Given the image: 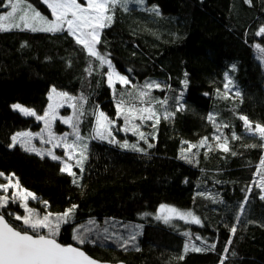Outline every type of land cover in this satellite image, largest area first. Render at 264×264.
<instances>
[{"label":"trees","instance_id":"16d2710c","mask_svg":"<svg viewBox=\"0 0 264 264\" xmlns=\"http://www.w3.org/2000/svg\"><path fill=\"white\" fill-rule=\"evenodd\" d=\"M26 1L51 17L43 0ZM262 26L264 0H146L128 3L127 10L117 5L96 45L131 82L116 83L115 92L107 64L101 66L67 31H0V172L14 173L48 203L47 208L31 203L41 214L76 205L58 241L103 262L264 264V190L254 183L260 180L255 174L264 147L241 119L247 117L253 128L264 125V52L257 48H264ZM146 82L160 88L134 99ZM52 88L74 95L76 108L83 107L79 127L88 136L87 159L82 174L75 167L82 177L78 184L61 171V161L25 151L19 143L10 147L12 135L42 124L11 106L19 103L41 115ZM121 95L136 107L153 109L152 120H138L146 140L131 133L106 139L91 134L99 108L119 126L125 123L117 115ZM125 142L128 148L121 147ZM160 205L192 211L200 223H163L155 218ZM3 211L14 226L19 222L8 213L24 214L19 203ZM76 229L85 243L73 239Z\"/></svg>","mask_w":264,"mask_h":264},{"label":"snow or ice","instance_id":"6c2138e0","mask_svg":"<svg viewBox=\"0 0 264 264\" xmlns=\"http://www.w3.org/2000/svg\"><path fill=\"white\" fill-rule=\"evenodd\" d=\"M43 2L49 8L50 14L53 17L52 19H49L47 16L35 10L31 4L26 3V0H3V2L0 3V8H8L10 10L0 14V31H8L11 30V28L47 33L67 31L74 37L77 44L82 45L83 48L86 49L89 56L95 57L101 62V66L107 64L110 69V71L107 72L108 83L114 92L116 91V83L124 87L130 85L131 82L128 77L116 71L111 60L101 54L97 50L96 45L100 43L102 30L111 25L117 5L123 6L125 10H127L128 3L135 2L137 4H143L145 0H84V3H80L79 0H43ZM149 10L158 13V9L152 8ZM5 22L11 25V27H6ZM258 34L264 35V26L259 29ZM257 48H259L260 52H264V48H260L259 45H257ZM225 79L228 80L227 75ZM230 82L229 80V83ZM187 83V80H185V87ZM154 87L160 88V85L154 82H146L143 86L144 89H152ZM224 87L227 89L228 83H225ZM239 94V92L236 93V95ZM146 95H148L146 91L140 90L138 96L134 99H140ZM54 96L56 98H66L69 101L75 99L74 97L68 96L65 92H57L55 88H52L49 94V100L52 101ZM141 103H144L142 99ZM161 103L166 105L167 99L161 101ZM61 106H63V101L56 99L53 103H49L48 109L43 115H37L33 109L19 103L13 104L11 106L13 110L25 116H33L38 121H43L48 135L44 137L43 133L33 134L24 131L17 132L11 137L10 147H16L19 143L25 151L35 152L37 155L47 154L51 159L61 161L63 165L61 171L72 176L74 178L72 182L78 184V179L82 177H77V173L73 171V167L79 168L80 173H83V161L87 159V144L83 142L85 138L79 135L78 124L72 125L74 129V139L72 142H68L66 135L57 137L51 132V124L57 118V108ZM71 106L73 108L76 107L75 105ZM122 111L124 114L125 131L129 130L127 126L130 117L132 119L139 118L141 120H152L155 117V113L152 112L150 107L137 108L135 103L125 100L123 95L120 96L117 103V114L121 115ZM135 112H147L149 115L146 117L143 115L136 117L134 115ZM80 114H82V111ZM164 115L165 118H169L171 114L165 111ZM70 119L71 118L63 119V122L69 123ZM208 119L213 120L212 115H210ZM241 119L244 121L245 131L248 135L258 136L261 140V147H264V125L256 124L253 128L247 117H241ZM113 123L114 121L109 119L103 112L96 114L97 128L94 130L95 136L101 139L110 137L111 125ZM138 127L137 125L132 128L134 134H137L136 129ZM138 134L141 139L146 140L143 132ZM36 137H40L43 143L52 144L53 149L56 147H63L67 159L55 155L51 149L46 150V153H42L40 149L32 145V140ZM234 138L236 137L234 136ZM216 139L219 140L220 137L217 136ZM206 141L207 138H204L200 146H203ZM109 142L112 141L110 140ZM151 146L152 145H149V147ZM121 147L128 148L129 145L125 142ZM189 147H197V145H190ZM131 148L133 150L142 151V149H138L136 145H131ZM77 149H79L78 155L76 152ZM224 150L228 151L227 147H225ZM74 159L75 164H72L71 161ZM259 169H264V158L261 159ZM259 169L255 175L260 176V180L254 181V183H256L261 190H264V171ZM0 178L7 181L6 183H0V192L5 193V195H0V264H98L96 260L89 257L79 247L65 245L58 241L60 227L62 224L68 223L72 219L75 208L77 207L76 205L66 209L63 213L45 212L41 214L28 206V201L30 199H38L35 193L23 188L14 173L6 175L0 172ZM9 189L13 190L11 196L6 195ZM247 192L250 193L251 188H249ZM260 198L264 199V195ZM10 202L19 203L20 207L24 210V214L8 213L14 221L19 222L16 226L5 218L3 211ZM246 202L247 196L245 197V201L242 202V205ZM42 203L45 205V208L48 207L46 201H42ZM241 212H243V206H241ZM159 213L162 215L158 214L155 218L157 220H162L164 223L170 222L173 218L171 214H175V216L181 220L185 219V217H190L191 222L196 224L200 223L199 218L192 212H181L178 209L166 205L159 206ZM237 219L239 218L237 217ZM230 231L234 234L236 228L232 227ZM185 235L187 236L189 234L185 233ZM73 239L77 240L79 244L86 242V237L80 233L79 229L75 230ZM129 239L134 241L135 234L131 235ZM197 239H199V237H197ZM127 243L128 240H125L123 246L126 247ZM228 243L230 244L231 241L229 240ZM188 247L189 246L186 244L185 252L188 251ZM209 247L214 249L215 244ZM193 250L200 251L201 249L193 246ZM220 264H223V260H221Z\"/></svg>","mask_w":264,"mask_h":264},{"label":"rangeland","instance_id":"374dc122","mask_svg":"<svg viewBox=\"0 0 264 264\" xmlns=\"http://www.w3.org/2000/svg\"><path fill=\"white\" fill-rule=\"evenodd\" d=\"M146 1V0H145ZM79 2L80 3H84V0H79ZM26 3H29V4H31L32 5V7L35 9V10H37V11H39L41 14H43V15H45V16H47L49 19H52L53 17L51 16H48L46 13H44L43 11H41L40 9H38V8H36V6H34L31 2H29V1H26ZM10 9H6V10H4V11H2V12H0V14H3V13H6L7 11H9ZM5 26L6 27H11V25H9L7 22H5ZM121 74V73H120ZM123 75V74H122ZM109 84V83H108ZM57 90V89H56ZM144 91H146L147 93H148V90L147 89H144ZM51 92V91H50ZM57 92H63V91H58L57 90ZM65 93H67V92H65ZM50 94V93H49ZM68 94V96H71V97H74L75 98V96L74 95H71L70 93H67ZM147 97V95L146 96H144L143 98L145 99ZM56 99H60V100H62L63 101V106H61V107H58L57 108V118L52 122V124H51V132L54 134V136H57V137H59V136H67V140H68V142H72L73 141V139H74V129H73V127H72V125L73 124H78V132H79V135L80 136H82V137H84L85 138V140H88V136L87 135H85V134H83L81 131H80V127H79V125H80V122H81V117H80V113H81V109L83 108L82 107V105L79 107V108H73L71 105H75L76 106V101L73 99V100H67L66 98H56L55 96H54V99L52 100V101H50L49 100V103H53ZM22 105V104H21ZM49 105V104H48ZM24 106V105H23ZM25 107H27V106H25ZM64 107H68L69 108V110L67 111V110H65L64 109ZM29 108V107H28ZM137 108H139V107H137ZM30 109H32V108H30ZM47 109H48V107H47ZM46 109V110H47ZM34 110V109H33ZM45 110V111H46ZM151 110H152V112H153V109L151 108ZM35 111V110H34ZM36 112V111H35ZM99 112H103L109 119H111L102 109H98L97 110V114L99 113ZM37 113V112H36ZM122 113H123V111H122ZM37 115H40L39 113H37ZM41 115H43V114H41ZM118 115V114H117ZM134 115L136 116V117H139V116H141V115H143V116H147V115H149V113H147V112H145V113H140V112H135L134 113ZM118 117L119 118H121V117H123L124 118V114H121V115H118ZM35 118V117H34ZM68 119V118H71L70 119V121H69V123H64L63 122V119ZM36 119V118H35ZM37 120V119H36ZM111 120H113L114 121V123L111 125V134L112 135H114L115 137H117V138H120L121 136H123V135H127L128 133H131V134H133L134 136H138L139 137V134L137 133V134H134L133 133V131H132V128L133 127H135V126H139V125H141V122L140 121H138V120H141V119H139V118H136V119H132L131 117H130V119H129V124H128V129L129 130H127V131H125L124 129H125V123L124 124H122V125H120L119 126V124H121V122L118 120V119H111ZM145 120V119H144ZM42 122V124L40 125V126H38V127H36V128H34V129H25V130H20V131H18V132H22V131H24V132H31V133H33V134H35V133H43V135H44V137H47V135H48V133H47V131L45 130V125H44V122L43 121H41ZM97 128V124H95V127H94V130ZM136 130H139V133L140 132H144L143 130H141L140 129V127H138ZM92 135H95L94 134V131L91 133ZM19 139V138H18ZM84 140V141H85ZM125 140H131L130 138H128L127 136H126V138H125ZM133 140V139H132ZM83 141V142H84ZM78 143H80V142H78ZM32 145H34L37 149H40L41 150V152L42 153H46V150H49V149H51L53 152H54V154L55 155H57V156H60V157H64V159H67V157L65 156V149L63 148V147H56V148H54L53 149V147H52V144H48V143H43L42 142V139L40 138V137H36L35 139H33L32 140ZM76 152H77V155H78V153H79V149H77L76 150ZM47 155V154H46ZM71 163L72 164H75V159L73 160V161H71ZM73 171H75V167H73ZM7 182V181H6ZM5 182V183H6ZM21 185V184H20ZM22 186V185H21ZM23 187V186H22ZM23 188H25V187H23ZM25 189H27V188H25ZM28 190V189H27ZM30 191V190H29ZM12 192H13V190L12 189H9V191L7 192V193H10V195H12ZM32 192V191H31ZM34 193V192H33ZM36 195V194H35ZM37 197V196H36ZM38 198V197H37ZM32 202H39L40 203V205L41 206H44V208H45V205L42 203V202H40V200H39V198L37 199V200H29L28 201V206L30 207V208H33L32 206H31V203ZM166 206H169V205H166ZM169 207H173V208H175V209H178V208H176V207H174V206H169ZM179 211H181V212H188L187 210L185 211V210H180V209H178ZM190 212H192V211H190ZM193 213V212H192ZM158 214H161V213H159V208H158V212H157V215ZM194 214V213H193ZM162 215V214H161ZM172 215V219L170 220V222L169 223H167V224H170V223H173V222H175V221H177V220H180V221H183V222H191V218L190 217H185V219H183V220H181V219H179L178 217H176L175 216V214H171ZM200 220V219H199ZM162 221V220H161ZM164 223V222H163Z\"/></svg>","mask_w":264,"mask_h":264},{"label":"water","instance_id":"95a60500","mask_svg":"<svg viewBox=\"0 0 264 264\" xmlns=\"http://www.w3.org/2000/svg\"><path fill=\"white\" fill-rule=\"evenodd\" d=\"M61 243V242H60ZM73 245V244H72ZM73 246H75V247H79V246H77V245H73ZM82 251H84L81 247H79ZM89 257H91L92 259H94V260H96L97 262H98V264H125V263H107V262H103V261H101V260H98V259H96V258H94V257H92L91 255H89L86 251H84Z\"/></svg>","mask_w":264,"mask_h":264}]
</instances>
